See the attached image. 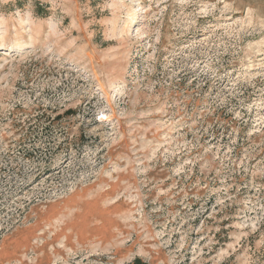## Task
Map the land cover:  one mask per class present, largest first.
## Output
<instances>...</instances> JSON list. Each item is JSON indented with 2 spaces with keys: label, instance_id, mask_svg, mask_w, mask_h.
Instances as JSON below:
<instances>
[{
  "label": "rangeland",
  "instance_id": "374dc122",
  "mask_svg": "<svg viewBox=\"0 0 264 264\" xmlns=\"http://www.w3.org/2000/svg\"><path fill=\"white\" fill-rule=\"evenodd\" d=\"M264 264V0H0V264Z\"/></svg>",
  "mask_w": 264,
  "mask_h": 264
},
{
  "label": "trees",
  "instance_id": "16d2710c",
  "mask_svg": "<svg viewBox=\"0 0 264 264\" xmlns=\"http://www.w3.org/2000/svg\"><path fill=\"white\" fill-rule=\"evenodd\" d=\"M135 264H141V262L138 260V261L135 262Z\"/></svg>",
  "mask_w": 264,
  "mask_h": 264
}]
</instances>
